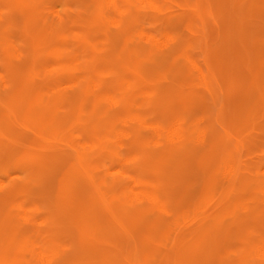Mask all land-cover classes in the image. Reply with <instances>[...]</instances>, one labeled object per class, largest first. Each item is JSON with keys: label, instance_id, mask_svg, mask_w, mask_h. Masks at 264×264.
I'll list each match as a JSON object with an SVG mask.
<instances>
[{"label": "rangeland", "instance_id": "obj_1", "mask_svg": "<svg viewBox=\"0 0 264 264\" xmlns=\"http://www.w3.org/2000/svg\"><path fill=\"white\" fill-rule=\"evenodd\" d=\"M138 1L0 0V264H264V0Z\"/></svg>", "mask_w": 264, "mask_h": 264}, {"label": "bare ground", "instance_id": "obj_2", "mask_svg": "<svg viewBox=\"0 0 264 264\" xmlns=\"http://www.w3.org/2000/svg\"><path fill=\"white\" fill-rule=\"evenodd\" d=\"M139 1H140V0H139ZM139 1H138V2H139ZM144 1H146V2L149 4V7H150V6H154V7H155V6L158 5V3H157L155 0H144ZM246 1H247V0H246ZM183 3H184V2H183ZM141 4H142V3H141ZM147 6H148V5H147ZM171 6H172V5H171ZM183 7H184V6H183ZM152 8H153V7H152ZM117 12H118V11H117ZM98 13H99V11H98ZM100 13H102V11H101ZM118 14H121V13H117V15H118ZM4 17H5V16H4ZM109 21H111V20H109ZM110 23H111V22H110ZM113 23H114V22H113ZM115 24H117V23H115ZM115 24H114V25H115ZM111 27H112V25H111ZM125 27H126V26H125ZM125 27H124V28H125ZM126 28H127V27H126ZM96 29H98V28H96ZM105 29H107V28H105ZM116 30H117V29H116ZM90 31H91V30H90ZM90 31H89V32H90ZM100 31H101V30H100ZM102 31H103V30H102ZM123 31H124V30H123ZM96 33H97V32H96ZM7 35H8V34H7ZM93 35H95V34H93ZM96 35H97V34H96ZM91 36H92V35H91ZM145 36H146V35H145ZM185 36H186V35H185ZM186 37H187V36H186ZM165 38H166V37H165ZM60 39H61V38H60ZM237 39H238V37H237ZM62 40H63V39H62ZM150 40H154V37L151 36V37H150ZM63 41H64V40H63ZM190 41H191V40H190ZM26 42H27V41H26ZM64 43H65V41H64ZM10 44H11V43H10ZM19 44H21V43H19ZM100 44H101V43H100ZM158 44H159V43H158ZM22 45H23V44H22ZM24 45H25V43H24ZM156 45H157V44H156ZM40 48H41V47H40ZM45 49H46V48H45ZM155 49H158V48L155 47ZM41 50H42V49H41ZM117 50H118V49H117ZM49 51H50V50H49ZM23 52H24V51H23ZM50 52H51V51H50ZM72 52H73V51H72ZM54 53H55V52H54ZM56 53H57V52H56ZM12 54H13V53H12ZM10 55H11V54H10ZM13 55H14V54H13ZM18 55H19V54H18ZM113 56H114V55H113ZM113 56H112V57H113ZM37 57H38V56H37ZM51 60H53V59H51ZM56 60H58V59H56ZM86 65H87V63H86ZM192 65L194 66V68L198 66V65H197V62H192ZM20 67H21V66H20ZM190 67H191V66H190ZM21 68H22V67H21ZM211 69H212V68H211ZM211 69H210V70H211ZM17 70H18V69H17ZM197 70H198V69H197ZM200 72H201V71H200ZM200 72H198V74H199ZM80 73H81V72H80ZM76 74H77V73H76ZM202 75H203V74H202ZM59 77H60V76H59ZM90 77H92V76H90ZM201 77H202V76H201ZM253 77H255V76H253ZM92 78H93V77H92ZM132 79H133V78H132ZM187 79H188V78H187ZM236 79H237V78H236ZM240 79H241V78H240ZM253 79H254V78H253ZM112 81H115V80H112ZM87 84H88V83H87ZM114 84H115V83H114ZM117 84H118V83H117ZM117 84H115V85H117ZM210 86L212 87L211 84H210ZM73 87H74V86H73ZM114 87H115V86H114ZM214 88H215V86H214ZM61 90H62V89H61ZM207 96H208V95H207ZM109 100H110V99H109ZM227 102H228V101H227ZM110 104H111V103H110ZM8 106H9V105H8ZM8 106H6V107L8 108ZM9 108H10V107H9ZM194 109H195V108H194ZM196 110H198V109H196ZM200 111H201V110H200ZM5 112H7V111H5ZM0 119H1V118H0ZM197 119H200V118H197ZM200 120H201V119H200ZM176 121H179V120H176ZM175 123H176V122H175ZM175 123H174V124L171 123L172 125H170V126L168 127V129H165V131L168 130V132H169V128H170V127H175ZM177 124H179V122H177ZM177 124H176V125H177ZM173 125H174V126H173ZM200 125H201V124H200ZM144 126H145V125H144ZM177 126H178V125H177ZM198 126H199V125H198ZM148 128H149V127H148ZM87 129H88V127H87ZM91 129H92V128H91ZM96 129H97V128H96ZM170 129L172 130V128H170ZM88 130H89V129H88ZM148 130H149V129H148ZM156 130L160 131V130H161L160 126H157ZM174 130H175V128H174ZM95 131H97V130H95ZM98 131H99V130H98ZM101 131H102V130H101ZM101 131H99V132H101ZM179 131H180V130H179ZM200 131H201V133H202V131H204V130H200ZM75 132H76V131H75ZM89 132H90V131H89ZM91 132H92V131H91ZM168 132H166V134H167ZM207 132H211V131L209 130V131H207ZM173 133H174V132H173ZM201 133H199V134H201ZM169 134H170V132H169ZM202 134H203V133H202ZM167 135H168V134H167ZM167 135H166V136H167ZM175 135H178V134H175ZM197 136H198V133H197ZM197 136H196V137H197ZM170 137L172 138V136H169V137H167V140H168V138H170ZM201 137H202V135H201ZM119 138H120V137H119ZM171 138H170V139H171ZM199 138H200V137H199ZM199 138H198V139H199ZM117 139H118V138H117ZM170 139H169V140H170ZM172 139H173V138H172ZM99 140H100V139H99ZM132 140H133V139H132ZM169 140H168V141H169ZM174 140H176V139H175V136H174ZM20 141H21V140H20ZM21 142H22V141H21ZM3 146H4V145H3ZM16 151H18V150H16ZM75 154L77 155V152H76ZM86 167H87V166H86ZM3 169H4V168H3ZM3 169L0 168V170H3ZM5 169H6V167H5ZM67 169H69V168H67ZM99 169H100V168H99ZM226 169H227V168H226ZM56 170H57V169H56ZM87 170H88V169H87ZM109 170H110V169H109ZM88 171H90V170H88ZM92 171H95V170H91V172H92ZM115 171L117 172V169H116ZM223 171H224V170H223ZM51 172H52V171H50V173H51ZM60 172H61V171H60ZM97 172H98V171H97ZM109 173H110V172H109ZM16 174H17V172H16ZM42 174H44V173H42ZM101 174H102V173H101ZM92 175H93V174H92ZM10 176H11V175H10ZM39 176H41V174H39ZM90 176H91V175H90ZM35 177H36V176H35ZM144 177H145V176H144ZM6 179H7V178H6ZM53 179H54V178H53ZM53 179H51V180H53ZM55 182H56V181H55ZM58 183H59V182H58ZM133 184H134V183H133ZM131 185H132V184H131ZM131 185H130V186H131ZM0 186H1V184H0ZM132 186H133V185H132ZM132 186H131V188H133ZM139 186H140V185H139ZM109 191H110V190H109ZM112 191H113V190H112ZM119 191H120V190H119ZM129 191H130V190H129ZM110 192H111V191H110ZM131 192H133V191L131 190ZM119 193H120V192H119ZM136 193H137V192H136ZM262 193H264V191H262ZM133 194H135V193L133 192ZM140 194H141V193H139V195H140ZM0 196H1V195H0ZM132 196H133V195H132ZM142 196H143V195H142ZM127 197H128V196H127ZM133 197H136V195L133 196ZM139 197H140V196H139ZM147 198L150 199L149 196H148ZM130 199H131V198H130ZM139 199H140V198H139ZM140 200H141V199H140ZM150 200H154V199H150ZM261 201H262V200H261ZM149 202H150V201H149ZM5 204H6V203H5ZM146 204H147V203H146ZM0 205H1V204H0ZM20 205H21V204H20ZM160 207H161V206H160ZM158 208H159V206H158ZM157 210H158V209H157ZM173 211H175V210H173ZM176 212H177V211H176ZM197 212H198V211H197ZM52 213H53V212H52ZM158 213H159V212H158ZM21 215H22V210H21ZM21 217H22V216H21ZM193 217H194V216H193ZM181 218H182V217H181ZM193 219H194V218H193ZM23 220H24V219H23ZM185 220H186V219H185ZM189 222H190V221H189ZM169 223H170V222H169ZM150 224H151V223H150ZM187 224H188V222H187ZM158 225H160V224H158ZM152 226H153V225H152ZM161 226H163V225H161ZM168 227H169V226H168ZM183 227H184V226H183ZM135 228H136V227H135ZM156 228H157V227H156ZM184 229H185V228H184ZM129 232H130V231H129ZM139 234H140V232H139ZM68 235H69V234H68ZM124 235H125V234H124ZM259 237H260V236H259ZM69 238H70V237H69ZM260 244H261V243H260ZM17 245H18V244H17ZM258 247H259V246H258ZM261 247L264 248V246H262V245H261ZM19 249H20V247H19ZM19 249H18V250H19ZM256 249H257V248H256ZM260 249H261V248H260ZM260 249L258 248V250H260ZM66 250H67V249H66ZM111 250H114V249L112 248ZM114 251H115V250H114ZM257 252H258V251H257ZM259 252H260V251H259ZM38 253H39V255L42 256L44 252H43V251H40V252L38 251ZM18 254H19V253H18ZM255 254H256V253H255ZM43 256H44V255H43ZM41 258H42V257H41ZM44 258H45V257H44ZM35 259H36V258H35ZM35 259H34V260H35ZM47 259H48V258H47ZM47 259H46V260H47ZM46 260H45V261L43 260L42 263H43V262L45 263ZM38 262H39V261H38ZM44 263H43V264H44ZM36 264H37V263H36ZM40 264H41V263H40Z\"/></svg>", "mask_w": 264, "mask_h": 264}]
</instances>
